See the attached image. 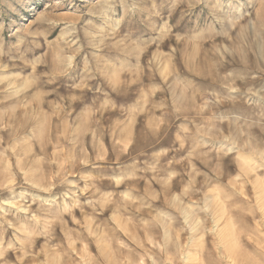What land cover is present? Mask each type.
Returning <instances> with one entry per match:
<instances>
[{
	"label": "clouds",
	"instance_id": "obj_1",
	"mask_svg": "<svg viewBox=\"0 0 264 264\" xmlns=\"http://www.w3.org/2000/svg\"><path fill=\"white\" fill-rule=\"evenodd\" d=\"M0 264H264V0H0Z\"/></svg>",
	"mask_w": 264,
	"mask_h": 264
}]
</instances>
